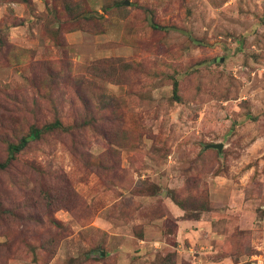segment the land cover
Instances as JSON below:
<instances>
[{
	"label": "rangeland",
	"instance_id": "rangeland-1",
	"mask_svg": "<svg viewBox=\"0 0 264 264\" xmlns=\"http://www.w3.org/2000/svg\"><path fill=\"white\" fill-rule=\"evenodd\" d=\"M32 128L0 264H264V0H0V163Z\"/></svg>",
	"mask_w": 264,
	"mask_h": 264
},
{
	"label": "trees",
	"instance_id": "trees-1",
	"mask_svg": "<svg viewBox=\"0 0 264 264\" xmlns=\"http://www.w3.org/2000/svg\"><path fill=\"white\" fill-rule=\"evenodd\" d=\"M176 90V87H174ZM40 133L38 128H32L28 135L22 137L17 143H11L8 145V159L5 162L0 163V168L5 169L8 162L12 159H15V155L21 151L25 145L32 139L36 138Z\"/></svg>",
	"mask_w": 264,
	"mask_h": 264
},
{
	"label": "water",
	"instance_id": "water-1",
	"mask_svg": "<svg viewBox=\"0 0 264 264\" xmlns=\"http://www.w3.org/2000/svg\"><path fill=\"white\" fill-rule=\"evenodd\" d=\"M211 146H213V147H216V148H221V144H211Z\"/></svg>",
	"mask_w": 264,
	"mask_h": 264
}]
</instances>
